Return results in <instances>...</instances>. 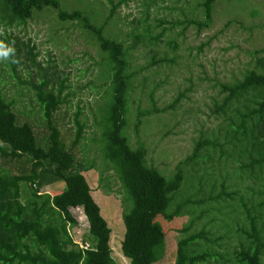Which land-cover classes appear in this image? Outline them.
Returning a JSON list of instances; mask_svg holds the SVG:
<instances>
[{"label":"rangeland","instance_id":"374dc122","mask_svg":"<svg viewBox=\"0 0 264 264\" xmlns=\"http://www.w3.org/2000/svg\"><path fill=\"white\" fill-rule=\"evenodd\" d=\"M58 1L61 9L80 11L92 26H103L106 37L127 48L131 78L125 135L132 148L143 144L149 166L169 178L197 142L213 144L200 150L196 165L182 166L183 185L169 210L185 199L193 204L172 221L158 218L165 231V252L156 264H174L177 242L188 226V233L209 232V252L231 254L244 239L238 232L247 229L240 200L249 207L262 202L264 174L256 178L248 173L240 144L225 131V114L215 112L213 104L226 95L222 84L241 80L248 71L264 74V0H215L205 27L190 24L202 21V0ZM6 35L20 49L21 60L11 73L2 50L6 45L0 47V92L19 118L36 127L42 117L34 85L45 82L60 91L56 122L66 142L74 137L77 122L82 125L77 151L92 166L83 175L110 229L112 258L116 264H129L120 248L124 193L97 150L108 79L95 37L78 21L60 22L49 8L33 12L24 23L0 24V36ZM138 111L152 113L140 117L136 130ZM4 169L12 168L0 158ZM64 188L58 182L42 190L52 195ZM20 189L25 203L31 197L29 188L21 184ZM222 191L233 196L215 199ZM254 213L264 227V212ZM75 216L78 225H69L68 233L76 244L89 246L85 218L80 210Z\"/></svg>","mask_w":264,"mask_h":264},{"label":"trees","instance_id":"16d2710c","mask_svg":"<svg viewBox=\"0 0 264 264\" xmlns=\"http://www.w3.org/2000/svg\"><path fill=\"white\" fill-rule=\"evenodd\" d=\"M214 2L202 0L203 19L190 24L207 26ZM46 8L55 10L60 22L78 21L88 29L106 60L107 101L99 120L97 150L124 193L121 253L129 264H156L165 252V231L158 218L172 221L182 215L186 205L193 204L185 199L169 210L183 185L182 166L196 165L200 150L213 144L197 142L191 155L179 163L169 178L149 166L143 144L132 148L125 135L131 75L127 48L121 41L106 37L104 27L92 26L80 11L61 9L58 0H0V24L24 23L33 12ZM2 45H6L2 50L6 52L10 72L14 73V65L21 60L20 49L8 35L0 36ZM28 53L31 55L30 49ZM220 87L226 95L220 104H213L215 112L225 114L226 133L240 144L238 152L246 157L248 173L258 178V173L264 174V74L248 71L241 80ZM34 89L42 117L36 127L19 118L13 103L0 92V158L12 168L0 170V264H116L109 245L110 229L83 175L92 166H87L77 151L82 125L77 122L74 137L66 142L55 118L62 102L60 91L54 92L45 82L37 83ZM151 113L138 111L136 130L140 117ZM58 182L65 185L60 192L51 195L42 190ZM21 184L28 186L31 195L25 203L21 201ZM222 194L233 196L222 191L215 199ZM240 202L247 229L238 232L244 235L238 249L227 256L211 253L209 232L202 229L188 233V226L182 229L186 235L177 242L174 264L211 260L216 264H264V227L257 224L259 214L254 213L257 209L264 212V199L250 207ZM77 210L85 218L92 240L89 246L76 244L68 233L69 225H78Z\"/></svg>","mask_w":264,"mask_h":264},{"label":"clouds","instance_id":"9594fccd","mask_svg":"<svg viewBox=\"0 0 264 264\" xmlns=\"http://www.w3.org/2000/svg\"><path fill=\"white\" fill-rule=\"evenodd\" d=\"M4 54H6V52Z\"/></svg>","mask_w":264,"mask_h":264}]
</instances>
